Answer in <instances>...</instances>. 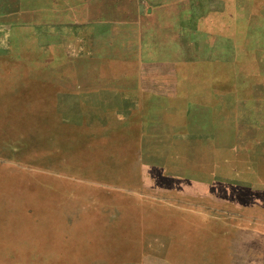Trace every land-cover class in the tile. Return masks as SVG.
<instances>
[{"label": "rangeland", "instance_id": "374dc122", "mask_svg": "<svg viewBox=\"0 0 264 264\" xmlns=\"http://www.w3.org/2000/svg\"><path fill=\"white\" fill-rule=\"evenodd\" d=\"M173 2L179 10L164 9ZM191 13L195 25L172 32L184 52L155 53L176 29L167 18ZM235 17L260 53H229ZM186 29L195 53H185ZM219 58L241 66L240 86L262 83L264 97V0H0V264L264 256L253 238L210 241L181 211L188 189L203 188L194 167L204 160L167 137L168 105L182 72Z\"/></svg>", "mask_w": 264, "mask_h": 264}, {"label": "crops", "instance_id": "0c3cea01", "mask_svg": "<svg viewBox=\"0 0 264 264\" xmlns=\"http://www.w3.org/2000/svg\"><path fill=\"white\" fill-rule=\"evenodd\" d=\"M179 4L173 2L164 9L179 10ZM191 14L192 17L183 18L180 22L176 14L167 18L175 22L172 26L176 29H168L170 39L167 34H162L155 53L184 52L181 49L183 44L172 36V32H178V25L187 28L190 22L195 25ZM233 24L234 43L229 53H260L254 35L243 34V29L238 28L243 23L235 17ZM194 33L189 29L183 33L191 44H187L185 53H195L198 39L195 40ZM226 34L219 35L222 40L218 53H227ZM241 72V66L220 58L213 66L199 71L188 67L182 72L185 74L178 83L180 88L172 95L178 104L168 105L173 124L172 131L168 132L170 137H167L177 147L185 144L181 153L203 155L204 163L194 167L202 175L200 180L194 181L202 183L197 184L203 188L192 191L189 188L186 198L180 199L185 202V210L181 211L186 212L187 218L201 224L203 233H208V237L211 234L209 240L215 243L231 236L236 239L240 235L264 244V97L260 98L258 92L263 84L251 81L245 87L240 86L236 79ZM227 73L231 75L229 80ZM179 131L185 133V138L180 140L177 137ZM253 243L247 242L241 247L245 250ZM242 256H245L242 264H264V256L260 257L259 253L247 251Z\"/></svg>", "mask_w": 264, "mask_h": 264}]
</instances>
